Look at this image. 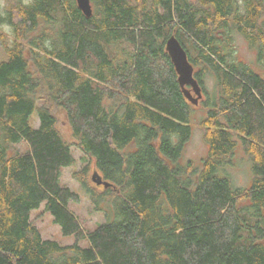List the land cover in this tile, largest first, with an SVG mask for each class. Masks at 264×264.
Here are the masks:
<instances>
[{
  "label": "trees",
  "instance_id": "obj_1",
  "mask_svg": "<svg viewBox=\"0 0 264 264\" xmlns=\"http://www.w3.org/2000/svg\"><path fill=\"white\" fill-rule=\"evenodd\" d=\"M241 2L90 0L86 17L75 0L0 1V264H264V72L237 61L232 43L238 33L257 46L264 69V0ZM171 34L205 93L199 164L181 160L193 103L165 50ZM72 145L110 184L76 174L104 214L92 230L60 183ZM238 149L246 187L228 170ZM41 204L71 244L42 237L31 221Z\"/></svg>",
  "mask_w": 264,
  "mask_h": 264
},
{
  "label": "rangeland",
  "instance_id": "obj_2",
  "mask_svg": "<svg viewBox=\"0 0 264 264\" xmlns=\"http://www.w3.org/2000/svg\"><path fill=\"white\" fill-rule=\"evenodd\" d=\"M0 1L6 4V0ZM238 2L242 6L241 0H238ZM261 20L262 22H264V15L262 16ZM4 29L7 30L5 26ZM232 35V43L235 50V59L243 64H248L255 71L263 73L264 69L261 68V66L257 62V46H251L248 40L238 33H233ZM123 47L124 43H116L112 46V50L115 52H119V50H121ZM4 59H6V54L2 44L0 43V61ZM203 85L207 90V93L211 94L215 87L214 77L210 74H206L204 76ZM205 100L206 98L192 105V131L190 138L184 146L181 159L183 162L192 160L194 163L199 164L202 157H204L206 154V145L203 140L204 130L200 125L201 119L206 115V109L203 105ZM32 117L34 126H37L38 120L36 114H34ZM57 117L58 128L62 132L63 136L72 143L74 139L72 137L71 129L66 116L62 112H58ZM16 149L22 152L26 148L24 144H21L17 145ZM71 149L75 159V163L62 169L60 183L79 194L80 201L77 203H70L69 208L79 218L84 230H92L96 227V225L104 222V214L101 211H96L94 209L89 197L86 195L84 189L77 181L76 174L82 176L83 170L86 168V177L89 184L99 189L102 187L96 185L91 179L92 174L95 172L94 162L90 161L86 156H84V154L76 145H72ZM233 161L235 162V164L228 168L233 184L240 187L248 186L251 180V168L250 161L247 155L242 150L238 149L233 157ZM31 221L39 229L44 239H54L63 245L71 244L74 241L73 236L61 235L59 226L52 221L51 215L44 209L43 204H41L39 209L33 210L31 212ZM80 244L85 245L86 241L83 240L80 242Z\"/></svg>",
  "mask_w": 264,
  "mask_h": 264
},
{
  "label": "water",
  "instance_id": "obj_3",
  "mask_svg": "<svg viewBox=\"0 0 264 264\" xmlns=\"http://www.w3.org/2000/svg\"><path fill=\"white\" fill-rule=\"evenodd\" d=\"M75 1L82 13L86 17H90L92 14L90 0ZM165 50L174 66L175 72L177 74V81L182 88L184 96L190 102L196 104L197 100L201 98L202 95L201 87L194 77V67L188 59L187 52L175 34H171L166 38ZM185 86H190V89H187ZM91 179L97 185H110L109 183L104 181L96 172L92 174Z\"/></svg>",
  "mask_w": 264,
  "mask_h": 264
},
{
  "label": "flooded vegetation",
  "instance_id": "obj_4",
  "mask_svg": "<svg viewBox=\"0 0 264 264\" xmlns=\"http://www.w3.org/2000/svg\"><path fill=\"white\" fill-rule=\"evenodd\" d=\"M201 98H199L198 100H197V102L198 101H202L204 98H205V93H204V91L201 89Z\"/></svg>",
  "mask_w": 264,
  "mask_h": 264
}]
</instances>
